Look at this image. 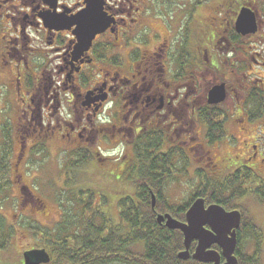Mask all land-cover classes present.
<instances>
[{
  "label": "flooded vegetation",
  "instance_id": "1",
  "mask_svg": "<svg viewBox=\"0 0 264 264\" xmlns=\"http://www.w3.org/2000/svg\"><path fill=\"white\" fill-rule=\"evenodd\" d=\"M204 1L0 0V82L15 113L11 126L2 122L10 104L0 114V147L5 126L11 138L6 157L0 150L4 264H17L19 237L18 264L28 251L53 258L48 233L60 208L59 219L51 217L30 168L33 148L50 144L68 159L86 154L100 186L118 179L119 193L134 194L142 171L162 193L183 173L202 182L236 178L240 197L230 208L216 200L205 207L239 211L238 259L245 212L252 217L254 203L264 209V0ZM90 9L104 27L82 49L78 34ZM243 9L255 17L254 32L236 28ZM209 249L225 263L218 245Z\"/></svg>",
  "mask_w": 264,
  "mask_h": 264
},
{
  "label": "trees",
  "instance_id": "2",
  "mask_svg": "<svg viewBox=\"0 0 264 264\" xmlns=\"http://www.w3.org/2000/svg\"><path fill=\"white\" fill-rule=\"evenodd\" d=\"M7 128L5 126L4 145L0 147L5 157L10 147V134L6 131ZM40 148L41 146L33 148V151H40ZM68 154L70 153H61L62 156ZM76 157L77 160L68 158V161L59 160L64 179L67 175L74 174L80 167H83L85 174L87 173L85 168L90 163L89 157L80 153L76 154ZM6 166L5 161L0 162V171L6 170ZM142 174L143 177L134 182L135 193L119 198L117 205L119 220L116 223H112L109 211L104 212L102 207L104 197L97 195L98 190L103 188L98 185L99 178H95L98 180L96 187L89 183H80L67 188L69 186L67 181V186L60 185L62 187L56 194V200L61 217L48 233L54 247L53 258L48 264H205L191 258L183 260L177 257L178 252L183 249L182 234L177 229H169L164 224H159L156 220L157 214L169 213L172 217L182 220L187 208L198 197L204 202L216 200L230 208L233 201L240 197L237 179L226 180L223 183L219 180L204 179V182L200 181L198 188L183 201L170 203L165 197L166 192L155 191L157 179L149 177L143 171ZM84 181H87L85 177ZM164 182L166 185L168 178H164ZM161 183L162 180L160 185ZM148 186L156 193L153 208L151 193L146 189ZM223 192L228 195L224 197ZM96 195L101 197V201L97 203L94 202ZM260 233V226L254 217L245 212L237 252L238 264H262L259 257ZM246 236L255 242L253 253L242 248V239ZM65 242L67 247L64 246Z\"/></svg>",
  "mask_w": 264,
  "mask_h": 264
},
{
  "label": "rangeland",
  "instance_id": "3",
  "mask_svg": "<svg viewBox=\"0 0 264 264\" xmlns=\"http://www.w3.org/2000/svg\"><path fill=\"white\" fill-rule=\"evenodd\" d=\"M216 1L218 0H205L204 3H208V2L211 3V2H216ZM183 3H184V0H180L179 4L182 5ZM35 41H37V43L40 44L38 39ZM190 42H193V32L190 38ZM41 47L42 46H40L39 48ZM43 49H44V46H43ZM6 93H9V91L7 90L6 84L3 82H0V111H1L0 114H2L4 118L6 117L4 116V114L8 112V107L10 104V103H7V101L14 102V100L11 98L10 100L6 99ZM10 107H12V111H11L12 113H10L9 116L7 115L6 120L4 119L2 120V122L7 123V126H11L12 119L15 116L12 104H10ZM10 142H11V138H10ZM37 147H40V146L38 145ZM60 155L56 153L54 144L49 145V150L44 148V146H41L40 151L33 153V159L31 160V163H30L31 174L34 175L35 184L38 187H41L40 194L44 197V200H47L49 206L51 207V210H50L51 217H57L59 213V204L56 200V194L59 191V189H61V187L66 184V181H67V184L69 185L67 186L66 184L67 188L71 187L72 184L76 185L80 183H83V184L89 183L93 187H96V182L98 181L95 179L97 177L94 175L93 172H95L96 169L97 171H99V169L98 168L95 169L94 164L92 163L91 164L89 163L88 167L85 168V170L87 169L86 174L83 172L84 171L83 167H80L75 171L74 174H69L64 179V177L61 175V170H60L61 167L59 165L60 163L59 160L64 159L68 161V159L67 158L65 159L64 157ZM182 168H183V165H182ZM93 176L94 178L92 179L91 177ZM84 177L86 178L87 181H84ZM123 178L124 179L122 180L126 181L125 175L123 176ZM106 180L107 179L103 178L102 182H106ZM117 180H114V182H109L107 184L102 185V187H105L107 190H109L108 192L109 194L107 195V197L109 198V202L107 203L104 202V205H102V207L104 210L110 212V213L108 212V214L110 216L112 223H116L119 220L118 206H117L119 198L124 197L127 194L131 195V192H129V189L127 190L124 189L122 193L118 192L117 188L120 186L124 187V184L119 183L118 185H116ZM200 181H201L200 179L193 178L192 176L186 173H183L179 179L169 184L170 187L166 190L165 197H167L170 203H179L183 201L185 198H187L188 195L195 188H198V183H200ZM60 185L62 186L60 187ZM98 185H100L99 182H98ZM98 191L99 193H97V195H104L106 193V190L104 188ZM97 195L95 196V201H94L95 203L100 201ZM107 205L109 206L107 209H105ZM76 208H79V207L76 206ZM251 212L253 214L255 222L260 226V229H261V233H260L261 242H260V249H259V257L261 259L262 264H264V209H263V206L260 205L259 203H254L251 206ZM59 216L60 215H58V219H59ZM23 239H24L23 237L21 238L19 237L17 240L13 241V246L16 248V250H20L25 244L23 243ZM244 239H245V242H244ZM242 240H243V243H242L243 250L249 253H253L255 250V242L248 236H246ZM7 250L8 248L5 251ZM12 250L14 251L15 257L12 254L10 255L14 257L13 262L18 264L20 261L19 257H17L18 254L15 249L12 248ZM3 253L4 255L1 254L0 256V264H2V262L4 263L6 258L8 257L7 253L5 252ZM113 264H120V263H113Z\"/></svg>",
  "mask_w": 264,
  "mask_h": 264
},
{
  "label": "water",
  "instance_id": "4",
  "mask_svg": "<svg viewBox=\"0 0 264 264\" xmlns=\"http://www.w3.org/2000/svg\"><path fill=\"white\" fill-rule=\"evenodd\" d=\"M83 15V25L86 28L84 33L78 34V38L81 48L87 49L91 40L102 30L104 25L96 22L98 15L91 9L86 10ZM90 15L95 17L93 19L95 23ZM255 26L253 13H247L244 9L241 10L236 21L237 30L243 33L254 32ZM151 205L152 208L155 205L153 194L151 195ZM156 220L159 224L164 221V225L169 229L181 231L184 249L178 252V258L183 260L192 258L199 262L212 261L214 264H218L220 261L219 253L209 249L211 245L216 244L222 250L225 259L224 264H237V258L234 255L237 244L235 229L240 223V213L237 210L225 211L218 205L205 207L203 200L199 198L186 211L184 222L174 219L169 214H158ZM206 226L209 228L207 229ZM193 240H196L197 243L193 253H190V244ZM48 261L49 256L44 250L24 253V264H40Z\"/></svg>",
  "mask_w": 264,
  "mask_h": 264
}]
</instances>
